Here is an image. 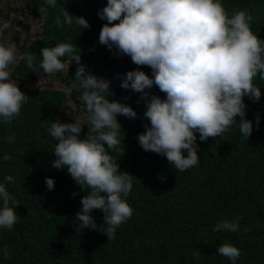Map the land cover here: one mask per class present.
I'll return each mask as SVG.
<instances>
[{
    "label": "trees",
    "instance_id": "16d2710c",
    "mask_svg": "<svg viewBox=\"0 0 264 264\" xmlns=\"http://www.w3.org/2000/svg\"><path fill=\"white\" fill-rule=\"evenodd\" d=\"M222 3L230 15L234 8L246 9L254 17L253 32L264 40V0ZM106 4L107 0H57L55 8H47V14L41 15L38 7L44 0H0V26L10 25L0 33V43L12 42L18 54H33L37 69L43 48L73 44L86 74L109 80L114 93L110 99L137 112L135 119L118 116L124 137L117 150H109L120 171L133 176V188L126 198L133 215L110 241L100 210L92 213L96 230L77 232L73 225L78 223L75 217L87 192L66 167H52L58 141L48 129L56 120L73 123L79 118L87 125L79 93L67 92L78 65L65 56L61 58L65 69L47 75L32 72L18 60L9 70L29 99L11 123L0 119V183H5L20 206L14 227L0 228V264H232L217 252L223 243L240 250L236 264H264V80L258 75L254 81L261 88L259 102L244 98L245 118L254 125L249 139L239 131V117L223 137L200 141L197 132L199 163L180 172L165 157L144 151L138 143V134L150 124L144 117L145 102L141 93L120 86L126 73L138 66L130 57L114 55L98 43L106 23L98 12ZM65 8L83 16L91 27H57L54 20ZM140 70L152 76L151 68ZM145 91L166 98L156 86ZM87 131L85 127L81 138ZM12 135L15 139L9 144L6 138ZM5 154L12 158L5 161ZM9 175L14 183L6 182ZM46 178L54 179L53 189H48ZM237 216L241 217L237 232L212 231L220 220L232 221ZM5 245L8 256L4 255ZM196 250L199 259L193 258Z\"/></svg>",
    "mask_w": 264,
    "mask_h": 264
},
{
    "label": "clouds",
    "instance_id": "9594fccd",
    "mask_svg": "<svg viewBox=\"0 0 264 264\" xmlns=\"http://www.w3.org/2000/svg\"><path fill=\"white\" fill-rule=\"evenodd\" d=\"M56 5L57 0H44L38 10L46 15L47 8ZM98 16L106 21L98 43L114 55L130 57L138 66L126 73L120 86L141 93L145 102L144 117L150 124H145V130L137 137L144 151L165 157L174 169L184 172L199 163L197 132L200 141L223 137L239 117V131L249 139L254 125L245 118L244 98L260 101L261 88L254 81L258 75L264 80V40L253 32L250 24L254 17L246 9L234 8L230 15L222 0H107ZM54 23L57 27L75 24L82 30L91 27L83 16H75L67 8L61 10ZM9 27V23H4L0 33ZM65 56L78 65L67 92L79 93L87 125L79 118L73 123L52 121L48 132L58 141L52 167H66L75 183L87 192L75 217L78 223L73 226L77 232L85 228L96 230L92 213L100 210L110 241L117 228L133 215L126 199L133 188V176L120 171L109 150H117L124 137L121 138L118 116L137 118L131 106L110 99L114 95L111 82L86 74V66L81 64V56L71 43L43 48L39 69L33 54H18L15 43H0V119L11 123L29 99L11 77L10 65L24 61L32 72L52 75L65 69L61 60ZM143 66L151 68V77L140 70ZM153 86L166 98L145 91ZM259 123L257 115L256 127ZM85 127L88 131L81 138ZM14 139V135L6 138L9 144ZM11 158L3 156L5 161ZM5 180L15 182L11 175ZM46 185L53 189L54 179L46 178ZM19 206L5 183H0V228L14 227ZM240 220V216L232 221L220 220L212 231L237 232ZM217 252L232 264L241 254L229 243H223ZM4 255H9L8 245L4 246ZM199 257L200 251H194L193 258Z\"/></svg>",
    "mask_w": 264,
    "mask_h": 264
}]
</instances>
